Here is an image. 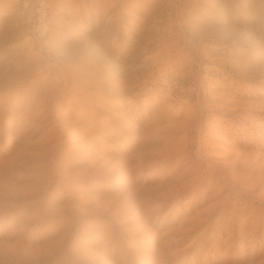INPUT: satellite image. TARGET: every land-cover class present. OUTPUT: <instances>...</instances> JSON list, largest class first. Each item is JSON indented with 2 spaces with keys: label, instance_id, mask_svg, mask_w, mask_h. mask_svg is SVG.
Masks as SVG:
<instances>
[{
  "label": "rangeland",
  "instance_id": "rangeland-1",
  "mask_svg": "<svg viewBox=\"0 0 264 264\" xmlns=\"http://www.w3.org/2000/svg\"><path fill=\"white\" fill-rule=\"evenodd\" d=\"M20 3L0 0V264H264V0H56L95 63L70 84Z\"/></svg>",
  "mask_w": 264,
  "mask_h": 264
},
{
  "label": "clouds",
  "instance_id": "clouds-1",
  "mask_svg": "<svg viewBox=\"0 0 264 264\" xmlns=\"http://www.w3.org/2000/svg\"><path fill=\"white\" fill-rule=\"evenodd\" d=\"M13 24L47 76L70 84L95 70L93 57L64 21L56 0H21Z\"/></svg>",
  "mask_w": 264,
  "mask_h": 264
},
{
  "label": "bare ground",
  "instance_id": "bare-ground-1",
  "mask_svg": "<svg viewBox=\"0 0 264 264\" xmlns=\"http://www.w3.org/2000/svg\"><path fill=\"white\" fill-rule=\"evenodd\" d=\"M50 105V104H49ZM58 120V119H57ZM59 121V120H58ZM55 153V152H54Z\"/></svg>",
  "mask_w": 264,
  "mask_h": 264
}]
</instances>
